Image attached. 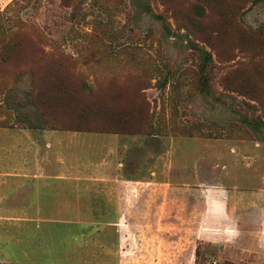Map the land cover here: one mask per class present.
<instances>
[{
    "label": "rangeland",
    "instance_id": "1",
    "mask_svg": "<svg viewBox=\"0 0 264 264\" xmlns=\"http://www.w3.org/2000/svg\"><path fill=\"white\" fill-rule=\"evenodd\" d=\"M121 175L129 216L92 202ZM151 179L264 191V0H0V264H264L249 208L204 244Z\"/></svg>",
    "mask_w": 264,
    "mask_h": 264
},
{
    "label": "crops",
    "instance_id": "2",
    "mask_svg": "<svg viewBox=\"0 0 264 264\" xmlns=\"http://www.w3.org/2000/svg\"><path fill=\"white\" fill-rule=\"evenodd\" d=\"M76 132V131H75ZM31 133V132H27ZM38 133V132H37ZM63 131H60L58 129H51L47 131L41 132V135L43 136L39 141L35 139H28L29 145L32 146H40L43 148V144L47 146H50L51 143L49 142L50 139H55L56 143L62 144L61 141V135ZM34 134V132L32 133ZM30 134V135H32ZM123 135V133L113 132L109 133V137H111V143L110 147V153L113 155L112 162L110 163L111 167L113 169H117L118 161L116 159L117 156V138L119 139L120 136ZM122 141L121 139H119ZM115 143V144H114ZM28 145V147H29ZM124 147H128L126 143L123 144ZM45 148V147H44ZM28 153V152H27ZM58 154V153H57ZM60 155V154H59ZM58 155V156H59ZM85 155V154H84ZM82 155V156H84ZM87 156V155H86ZM49 158V155H48ZM81 158V157H80ZM35 164L32 165V167L29 164V167L25 165V168H38V173H35L33 177L38 178L41 175L45 176L44 168L48 166L47 162L45 164V161H43L42 151L38 152L36 157ZM105 160V159H104ZM21 162V161H20ZM51 165V164H50ZM122 165H124L122 163ZM23 163H21V166H15V168H23ZM43 172V173H42ZM18 174V173H15ZM47 176V175H46ZM130 177L121 175V176H107V177H99L95 179L94 185L96 188L91 192L96 195L95 200L92 202H97L98 199H100V196H106L108 199H106L107 202L103 206H107V208L111 207V209H114L116 212L114 215L117 216H129L131 215V211H133V208H131V205L129 204V185L131 180ZM152 182L154 183V198H155V211L156 213L160 215H167L168 213L170 215L174 213L176 216H178L179 211L183 209L191 210V218H195L194 220L197 223H200V229L198 231V237H200V241H204L205 243H208L211 233V224H216L219 227L221 226L222 229V237L224 239H235L239 233V230L235 227V225H242L244 222L243 220L237 219L232 216L233 210H242L243 208H249V211L251 212V223L250 225H253V219L257 220V218H261V224H264V191L261 192H253L249 193L250 198L247 196V193L244 191H239L241 189H238L236 187H229L223 184L219 185H207L204 183H198V182H191V181H184V182H174V181H165V182H157L154 179ZM138 182H142V180H138ZM151 182V183H152ZM150 183V182H148ZM116 185V187H108L104 188V185ZM79 191H82V189H79ZM184 192L188 200L183 201L178 198L176 200L173 199H167V196L171 197L173 194L177 195L179 192ZM252 191V190H251ZM257 191V190H256ZM251 194V195H250ZM146 200V199H145ZM143 201L146 204V201ZM173 205H175V208H173ZM102 206V205H99ZM92 207L94 205L92 204ZM138 211L144 210L145 208H141L138 206ZM170 211H169V210ZM176 210V211H175ZM169 211V212H167ZM112 214V213H109ZM257 222V221H256ZM255 222V223H256ZM185 223H192L191 219L186 218ZM254 223V224H255ZM253 227L250 229L252 230ZM186 237H177L173 242H175L173 245H175V249L178 252L181 251L183 247V242L186 240ZM197 242L196 238H193V243ZM172 250V248H171Z\"/></svg>",
    "mask_w": 264,
    "mask_h": 264
}]
</instances>
